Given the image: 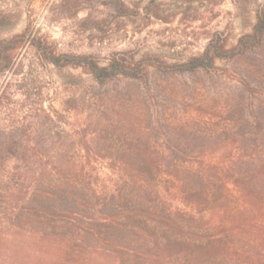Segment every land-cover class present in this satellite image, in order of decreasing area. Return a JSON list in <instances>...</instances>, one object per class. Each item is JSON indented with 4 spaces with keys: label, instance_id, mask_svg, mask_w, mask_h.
Wrapping results in <instances>:
<instances>
[{
    "label": "rangeland",
    "instance_id": "1",
    "mask_svg": "<svg viewBox=\"0 0 264 264\" xmlns=\"http://www.w3.org/2000/svg\"><path fill=\"white\" fill-rule=\"evenodd\" d=\"M263 11L264 0H0V48L22 36L0 70V264H119L92 230L106 231L101 213L126 188L123 166L154 159L147 149L163 160L219 145L206 134L238 108L252 119L264 105V47L192 72L150 66L142 78L100 83L49 62L36 43L102 65L115 55L176 65L212 37L234 46ZM77 239L84 249L66 253ZM166 259L155 264L177 263Z\"/></svg>",
    "mask_w": 264,
    "mask_h": 264
},
{
    "label": "trees",
    "instance_id": "2",
    "mask_svg": "<svg viewBox=\"0 0 264 264\" xmlns=\"http://www.w3.org/2000/svg\"><path fill=\"white\" fill-rule=\"evenodd\" d=\"M21 37L0 48V70L10 62L2 51ZM36 44L49 62L83 67L100 83L117 76L142 78L150 66L192 72L214 65L216 59L262 49L264 11L257 15L252 32L241 35L234 46L212 37L200 56L176 65L150 56L129 60L116 55L102 65L92 56L57 54L41 41ZM244 110L242 106L233 118L225 119L222 131L206 134L208 142L219 145L174 148L171 159L163 160L147 149L154 159L124 165L126 188L112 193L108 212L101 213L106 231L92 230L97 247L117 252L119 264H155L165 258L176 264H264V105L250 112L252 119ZM175 200L191 211L173 209ZM117 230L126 234L124 240H116ZM74 246L85 247L80 239L63 247L67 253Z\"/></svg>",
    "mask_w": 264,
    "mask_h": 264
}]
</instances>
